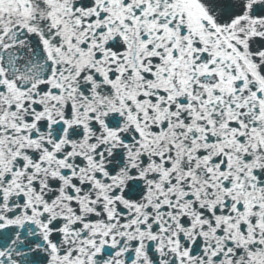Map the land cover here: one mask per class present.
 Segmentation results:
<instances>
[{
  "label": "snow or ice",
  "instance_id": "obj_1",
  "mask_svg": "<svg viewBox=\"0 0 264 264\" xmlns=\"http://www.w3.org/2000/svg\"><path fill=\"white\" fill-rule=\"evenodd\" d=\"M0 264H264V0H0Z\"/></svg>",
  "mask_w": 264,
  "mask_h": 264
}]
</instances>
